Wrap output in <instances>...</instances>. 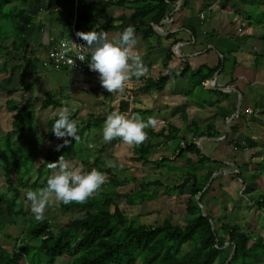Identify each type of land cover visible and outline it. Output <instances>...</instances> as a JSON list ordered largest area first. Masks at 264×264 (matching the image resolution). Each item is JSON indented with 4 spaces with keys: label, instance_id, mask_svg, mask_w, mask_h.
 Segmentation results:
<instances>
[{
    "label": "trees",
    "instance_id": "obj_1",
    "mask_svg": "<svg viewBox=\"0 0 264 264\" xmlns=\"http://www.w3.org/2000/svg\"><path fill=\"white\" fill-rule=\"evenodd\" d=\"M60 0H0V49L2 43L11 40L13 51L20 52L29 68L27 54L30 51L28 38L32 31L34 21L39 12L48 15L60 14L58 5ZM123 0H108L103 2L89 3L88 11L76 19L75 29L80 33H87L93 30L94 21L101 15L108 6L123 8ZM135 6L129 16L135 18H148L147 30H142L143 38L156 35L151 25L158 24L163 20L170 8L164 0H133ZM93 7H96L93 9ZM123 28L120 26L112 27ZM109 29L104 27L99 30ZM172 53L168 51L167 57ZM164 75H159L155 80L140 79L142 84L138 88L140 94H147L152 90L161 91L165 83L174 77L183 76L188 72L184 64L177 71H171L167 67ZM212 70L205 76L208 77ZM27 77V69L20 76L24 82ZM15 93L14 89L6 92V111L13 113L12 128L0 137V148L9 161L8 169L3 170V184L0 183V233L7 225H15V218L24 216L23 205L25 190L38 189L46 186L49 174H46L47 163L56 162L63 155L67 158L78 145L70 141L66 147L56 150L57 145H63L60 141L52 145L41 157V163L35 167L36 180L30 183V171L33 164L38 160L35 152V145L31 135L33 124L40 121L36 115L33 102L24 100L23 104L10 98ZM61 102L55 94L47 95L40 104L39 111L58 108ZM118 111L125 114L124 108L118 106ZM111 112L102 117H91V122L83 127L77 126V135L83 139V133L95 128L101 131L102 126ZM134 115H137L134 113ZM58 117L47 120L46 127L50 131L47 135L49 141L56 137L52 133V127ZM189 132H196V135L187 140L184 136L178 135V129L169 125L159 131L148 130L154 137L164 140L166 146L172 143V154L160 156L156 160H149L150 143L135 145L137 156L135 161L142 164H153L161 168L167 163H180L183 167H204L205 164L215 163L201 153L197 143L200 137H219L213 129L212 132L198 133L197 128L187 129ZM18 131L20 136L26 139L25 147L15 150L12 146L13 132ZM117 141H122L119 138ZM95 165H103V161L94 158ZM1 169V168H0ZM239 171V168H237ZM218 172V169H210L205 175L198 177L196 173L187 171L183 176L191 181L189 187V198L186 202V214L184 226L172 224L169 220L162 221L158 225L136 224L128 220L126 215L119 208L118 203L122 200L128 205L142 204L144 201L154 200L156 192L152 195L146 193L150 186H160L158 180L140 182L136 190L119 192L116 189L109 190L106 187L119 186L126 182L119 179L106 169L109 176L100 192L84 203H70L64 205L59 203L60 209L64 211L79 210L83 216L79 219L69 221L66 225L56 230L51 229L48 220L26 222L22 229V237L13 250L8 251L0 244V264H55L59 259H65L64 264H225L229 255L220 261L222 251L229 247L231 259L227 264H254L261 261L264 252V240L260 235L240 230L236 225L227 221L219 223L217 228L213 227V219L207 214L202 216L197 203H202L204 194L202 192L208 179ZM239 175V172H238ZM212 183V182H211ZM211 185H208L210 187ZM202 192L198 201L195 199ZM251 203L264 213V191L260 193ZM264 230V224L262 226ZM189 246L184 251L183 246Z\"/></svg>",
    "mask_w": 264,
    "mask_h": 264
},
{
    "label": "crops",
    "instance_id": "obj_2",
    "mask_svg": "<svg viewBox=\"0 0 264 264\" xmlns=\"http://www.w3.org/2000/svg\"><path fill=\"white\" fill-rule=\"evenodd\" d=\"M73 1L76 4L74 9ZM103 1L108 0H60L58 27L52 24L57 22L56 18L53 22L44 16L47 13L37 14L28 38L31 40H28L27 59L33 62L29 69L45 75L46 83L42 88L46 96L55 94L59 99L58 93H70L75 86L84 90V96L94 102L98 97L92 93L113 95L117 97L115 102L126 94L125 114L131 117L138 112L141 117L152 112L156 124L151 129L155 132L171 125L178 129L179 136L189 140L196 132H189L188 127L197 128L198 133L214 129L220 141L207 136L200 138L202 152L209 154L217 165L208 163L199 169L205 168V173L210 169L223 170L220 165L226 162L238 171L239 164L235 162L241 157L239 151L252 150L251 146L264 143V0H164L170 10L158 24L151 25L156 35L146 38L141 31L148 29L151 16L143 19L129 17L135 8L133 0H123V8L108 6L94 21L93 29L97 24L99 29L109 27L104 31L109 39H114L128 25H134L139 37L137 50L148 68L147 74L139 79L133 77L123 94H110L85 73L68 75L69 72L60 71L57 73L63 76L59 86L64 89L53 93V84L47 77V71L52 70L43 66L49 40L68 36L73 17L78 18L79 25V17L89 10L87 4ZM200 13H203V19H200ZM120 25L123 28H112ZM168 51L172 53L170 58L167 57ZM184 64L188 72L169 79L161 91L138 92L142 86L138 80H155L166 73V67L177 71ZM211 70L212 73L205 78ZM205 95H209L208 99ZM246 109H251L252 113H247ZM168 146L172 149V143ZM228 148L232 149V157L226 154Z\"/></svg>",
    "mask_w": 264,
    "mask_h": 264
},
{
    "label": "rangeland",
    "instance_id": "obj_3",
    "mask_svg": "<svg viewBox=\"0 0 264 264\" xmlns=\"http://www.w3.org/2000/svg\"><path fill=\"white\" fill-rule=\"evenodd\" d=\"M73 5L72 7L74 9L76 6L74 1ZM39 15H42V13ZM46 15L49 19L51 18L53 22L56 18L58 23L55 21L52 24L58 27V15L60 14H45L44 16ZM66 35L67 34L64 36ZM2 47L3 49H0V137L8 131H13L12 121L14 114L7 112L5 106V101L7 99L6 92L10 89L15 90V93L10 98L17 101L18 104H23V99L31 100L36 115L40 119L38 124H33L31 135L28 137L32 139L35 145V152L38 154V160L35 161L30 171V183L36 180L35 167L41 163V157L46 150L55 143L68 139V137L64 139L55 138L52 141L47 139V135L50 131L46 127V122L50 118L58 117V112L61 107L66 106L70 109V119L76 120L79 128L91 122V117H102L109 111H117L118 106L123 107L126 113V103L124 102L126 94H123L122 98L115 102L117 97L113 95L108 96L107 93H92L98 97L97 101L94 102L89 96H84V90L76 86L70 93L65 91L58 93L59 89L62 88L59 85L63 75L53 71H47V77L51 84H53L54 88H52V92L58 93L57 97H59L63 103L62 106L58 108L52 109L49 107L40 112L39 107L41 101L46 96V92L42 88L43 84L46 83L44 78L45 75L42 76L40 72L29 69L31 68L30 65L33 63L31 60L28 62L30 64L29 68L25 67V62L20 52L16 53L11 48L10 39L3 42ZM28 56L29 54H27V58ZM25 69H27V77L24 82H21L20 76ZM68 75H70V73ZM50 92L51 91H49V93ZM208 96L209 95H205L204 97L208 99ZM83 98H86V100L88 99L89 102L84 101ZM257 108L259 109L260 105ZM136 114H138V112ZM126 115L130 117L129 114ZM143 116L146 117L144 119L146 121L149 117H153L152 112H148ZM143 116L141 117L143 118ZM103 127L104 125L101 131L92 128L83 133L82 141L78 143L76 148L66 158L70 164L76 167L83 166L85 172H90L95 168L103 172L107 179L109 176L105 173V170L110 169L119 181L125 179L126 182L122 181L117 187H112V185L109 184V187L106 188L109 190L114 188L119 192L136 190V185L140 182L158 180L161 184L160 186H150L146 190V193L149 195H152L153 192L157 193L154 200H147L138 205H128L122 200L118 203L119 208L123 211L128 220L136 224L154 226L161 224L164 220H169L172 224L184 226L185 217L187 216L186 202L190 195L189 187L191 181L188 178H184L183 175L187 171H192L200 177L205 173V168L203 170H200L199 167L186 168L178 162L170 164L166 162L161 168H156L153 164H142V162L135 161V157L138 155L134 148L135 145L129 146L116 139L110 143H105L102 135ZM151 128L152 126L147 128V130ZM147 135L148 139L144 143H150V161L156 160L160 156L168 157L172 154L171 147L166 146L161 138L154 137L148 132ZM25 142L26 139L23 140L18 131L13 132L12 146L15 150L24 148ZM89 145H94V147H89ZM250 149L252 150L239 151L241 157L237 158V162H235L239 164V171H236L232 166L226 165V162H224V165H220V167L225 170L218 169L222 173L217 172L219 174H216L214 177L212 175L208 179L203 188L204 190L207 187L208 191L204 194L202 203H197V206L200 212L202 209L206 215L208 214L213 219L214 228H217L220 222L227 221L231 225H236L242 231L260 235L264 240V230L262 228L264 224V213L258 211L251 203L254 198L264 191V143L253 145ZM231 151L229 148L226 151L229 157H232L233 152ZM203 155L212 160L209 154ZM214 155L215 154L212 156ZM94 158L101 159L103 165H95L93 161ZM109 161L114 162L116 166L108 167ZM8 163L7 156L3 154L0 148L1 184H3V170L5 168L8 169ZM213 164L217 165V163ZM213 168H215V166ZM46 174L50 175L48 166L46 167ZM210 181L212 183H210L211 186L208 187ZM23 212L24 216L20 215L14 219L15 225L9 226L6 224L4 230L0 233V244L8 251L13 250L18 244V240L22 237V229L26 222L37 221L30 212L29 204L26 203V201L23 205ZM82 216L83 212L79 210L64 211L60 209L59 202L51 205L44 213V219L49 221L50 227L53 230L66 225L71 220L79 219ZM189 248L190 247L187 245L183 246L184 251L189 250ZM228 255L230 256L231 252L229 247H226L222 251L220 261L225 259ZM262 256L264 257V252ZM65 261V259H59L55 264H64ZM254 264H264V258H261V261Z\"/></svg>",
    "mask_w": 264,
    "mask_h": 264
},
{
    "label": "clouds",
    "instance_id": "obj_4",
    "mask_svg": "<svg viewBox=\"0 0 264 264\" xmlns=\"http://www.w3.org/2000/svg\"><path fill=\"white\" fill-rule=\"evenodd\" d=\"M97 29L99 24L92 31L77 33L85 42L80 47H86L90 52L89 70L98 73L100 85L107 92L123 94L133 77L139 79L148 72L137 50L139 37L136 35V28L134 25H128L114 39H109L106 31ZM88 52L80 56L81 61ZM69 113L68 107H61L51 131L58 139L68 137L78 143L81 137L77 135V121L70 119ZM155 124L156 120L152 117L145 121L139 115L129 117L118 110L112 111L104 122L103 141L110 143L119 138L129 146H139L148 139L145 129L154 127ZM69 142L68 139H64V144L57 145L56 150L66 147ZM47 166L50 175L47 177L46 186L27 189L24 193L29 210L37 221L44 219L45 211L54 203L67 205L73 202H86L97 195L107 181L103 172L95 168L85 172L83 166L76 167L70 164L63 155L56 162L47 163ZM115 166L114 162H108V167Z\"/></svg>",
    "mask_w": 264,
    "mask_h": 264
},
{
    "label": "built area",
    "instance_id": "obj_5",
    "mask_svg": "<svg viewBox=\"0 0 264 264\" xmlns=\"http://www.w3.org/2000/svg\"><path fill=\"white\" fill-rule=\"evenodd\" d=\"M199 17L203 19V13H200ZM75 25L76 17L74 16L68 36L59 39L51 38L49 40L43 66L56 72L85 73L91 80L100 83L98 73L89 70L88 63L91 58L90 52H88L86 47H80L83 46L85 42L77 36L79 31L75 29ZM85 52H88V54L85 56V59L81 61L80 56ZM246 112L251 114L252 110L246 109Z\"/></svg>",
    "mask_w": 264,
    "mask_h": 264
},
{
    "label": "water",
    "instance_id": "obj_6",
    "mask_svg": "<svg viewBox=\"0 0 264 264\" xmlns=\"http://www.w3.org/2000/svg\"><path fill=\"white\" fill-rule=\"evenodd\" d=\"M239 106H240V103H238V108H237V110L239 111ZM211 140H214V141H220L221 139L220 138H210ZM201 141H202V138H200L199 139V141H198V143H197V145H198V147H199V149L201 150ZM201 152H202V150H201ZM203 153V152H202ZM204 154V153H203ZM217 174V173H216ZM216 174H214L213 175V177L216 175ZM212 177V178H213ZM211 182V181H210ZM210 182H209V184H210ZM207 189V187L203 190V191H205ZM202 191V192H203ZM202 192L199 194V195H197L196 196V200L198 201V198H200V196L202 195ZM201 214H202V216H206V214L202 211V209H201ZM231 259V255L229 256V258H228V260L226 261V263L225 264H227L228 262H229V260Z\"/></svg>",
    "mask_w": 264,
    "mask_h": 264
}]
</instances>
